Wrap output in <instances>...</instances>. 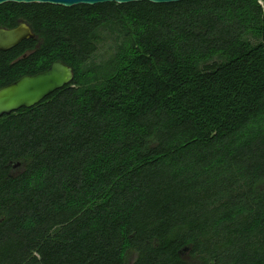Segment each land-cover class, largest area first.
<instances>
[{"label": "trees", "instance_id": "obj_1", "mask_svg": "<svg viewBox=\"0 0 264 264\" xmlns=\"http://www.w3.org/2000/svg\"><path fill=\"white\" fill-rule=\"evenodd\" d=\"M261 1L0 5V264H264Z\"/></svg>", "mask_w": 264, "mask_h": 264}, {"label": "water", "instance_id": "obj_2", "mask_svg": "<svg viewBox=\"0 0 264 264\" xmlns=\"http://www.w3.org/2000/svg\"><path fill=\"white\" fill-rule=\"evenodd\" d=\"M149 1L156 4L176 3L184 0H0V5L15 3H45L73 7L79 4L95 5L102 3H131ZM30 26L21 22L16 27H0V52L18 46L22 41L34 38ZM72 68L61 61H53L50 66L32 75H23L15 81L0 87V117L22 107H31L49 94L73 80ZM183 250H186L184 248Z\"/></svg>", "mask_w": 264, "mask_h": 264}, {"label": "snow or ice", "instance_id": "obj_3", "mask_svg": "<svg viewBox=\"0 0 264 264\" xmlns=\"http://www.w3.org/2000/svg\"><path fill=\"white\" fill-rule=\"evenodd\" d=\"M262 2H264V0H262Z\"/></svg>", "mask_w": 264, "mask_h": 264}, {"label": "rangeland", "instance_id": "obj_4", "mask_svg": "<svg viewBox=\"0 0 264 264\" xmlns=\"http://www.w3.org/2000/svg\"><path fill=\"white\" fill-rule=\"evenodd\" d=\"M261 3H262V1H261Z\"/></svg>", "mask_w": 264, "mask_h": 264}, {"label": "flooded vegetation", "instance_id": "obj_5", "mask_svg": "<svg viewBox=\"0 0 264 264\" xmlns=\"http://www.w3.org/2000/svg\"><path fill=\"white\" fill-rule=\"evenodd\" d=\"M70 83V82H69Z\"/></svg>", "mask_w": 264, "mask_h": 264}]
</instances>
